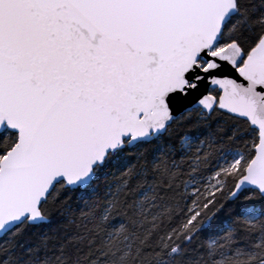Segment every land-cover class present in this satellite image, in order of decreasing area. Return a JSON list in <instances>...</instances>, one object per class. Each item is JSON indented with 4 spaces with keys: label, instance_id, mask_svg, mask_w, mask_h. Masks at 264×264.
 <instances>
[{
    "label": "snow or ice",
    "instance_id": "snow-or-ice-1",
    "mask_svg": "<svg viewBox=\"0 0 264 264\" xmlns=\"http://www.w3.org/2000/svg\"><path fill=\"white\" fill-rule=\"evenodd\" d=\"M0 264H264V0H0Z\"/></svg>",
    "mask_w": 264,
    "mask_h": 264
}]
</instances>
